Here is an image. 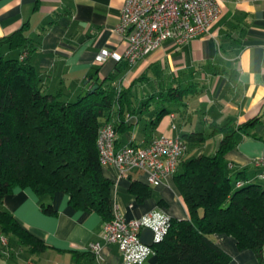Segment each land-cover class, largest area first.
Wrapping results in <instances>:
<instances>
[{
    "label": "crops",
    "instance_id": "0c3cea01",
    "mask_svg": "<svg viewBox=\"0 0 264 264\" xmlns=\"http://www.w3.org/2000/svg\"><path fill=\"white\" fill-rule=\"evenodd\" d=\"M125 0H0V55L19 59L21 48L11 51L4 38L27 24V61L50 93L59 91L72 101L115 77L104 91L117 92L118 102L110 119L119 122L120 96L124 126L116 146H147L160 137L180 138L203 134L202 143L188 144L185 158L213 156L222 139L210 135L212 126L239 127L235 146L225 155L233 177L240 174L244 186L264 188L259 177L264 166V0H218L220 16L208 32L181 47L170 41L131 64L125 59L97 62L101 50L122 55L126 39L115 31ZM86 82V84H85ZM186 91L180 99L179 91ZM111 182L113 210L126 221L153 210L171 219L186 220L187 208L175 186L174 174L157 187L145 176L131 172L120 176L114 168H102ZM132 184L137 185L131 190ZM42 205L55 213L46 215ZM0 209L44 245L40 251L6 236L0 244V264H124L116 245H103L105 221L95 212L73 209L68 196L56 192L37 196L31 189L15 188ZM230 260L228 264H262L250 250H239L233 237L213 236ZM101 243L98 254L86 247ZM264 259V252H262ZM145 264H158L150 255Z\"/></svg>",
    "mask_w": 264,
    "mask_h": 264
},
{
    "label": "trees",
    "instance_id": "16d2710c",
    "mask_svg": "<svg viewBox=\"0 0 264 264\" xmlns=\"http://www.w3.org/2000/svg\"><path fill=\"white\" fill-rule=\"evenodd\" d=\"M27 29L25 23L1 41L11 51L24 48L26 53L19 59L0 55V204L15 188H29L37 196L61 192L73 209L95 212L109 222L113 217L111 182L102 174L96 140L106 121L113 122L116 134L127 129L122 118L123 94L116 124L110 115L119 98L103 89L115 77L72 101L63 100L59 91L48 92L27 61L31 49ZM185 93L179 91L178 97L182 99ZM252 122L239 127L212 126L211 136L222 135L215 154L180 161L174 183L187 208V219H171L165 239L153 246L158 264H228L230 258L216 246L215 234L233 237L239 250L252 251L264 264V188L244 186L240 174L233 177L225 160L235 146L236 132ZM180 139L186 145L205 141L200 133ZM41 209L46 215L55 213L51 205ZM8 235L35 251L44 248L0 209V237Z\"/></svg>",
    "mask_w": 264,
    "mask_h": 264
},
{
    "label": "built area",
    "instance_id": "2783aa9c",
    "mask_svg": "<svg viewBox=\"0 0 264 264\" xmlns=\"http://www.w3.org/2000/svg\"><path fill=\"white\" fill-rule=\"evenodd\" d=\"M220 13L218 0H125L115 31L126 39L127 48L122 55L101 50L96 61L125 59L133 64L158 50L166 41L181 47L207 33ZM118 95L117 89L116 97ZM116 140L113 122H104L96 140L101 167L114 168L120 176L142 173L146 183L153 187L160 186L166 177L175 174L187 154V145L180 138L160 137L144 147H117ZM254 165L262 167L264 160H257ZM259 177L264 179V172ZM170 221L162 210H153L129 221L113 210L112 219L104 223L101 243L116 245L124 264H145L150 255H155L153 246L165 239ZM145 229L153 232L152 246L140 241V234ZM101 243H91L86 250L98 254ZM0 244L7 247L4 237H0Z\"/></svg>",
    "mask_w": 264,
    "mask_h": 264
},
{
    "label": "water",
    "instance_id": "95a60500",
    "mask_svg": "<svg viewBox=\"0 0 264 264\" xmlns=\"http://www.w3.org/2000/svg\"><path fill=\"white\" fill-rule=\"evenodd\" d=\"M86 84V82H85ZM97 89V86H94L92 88V92ZM140 241L147 246H152L153 245V232L149 229H145L141 232L140 234Z\"/></svg>",
    "mask_w": 264,
    "mask_h": 264
},
{
    "label": "clouds",
    "instance_id": "9594fccd",
    "mask_svg": "<svg viewBox=\"0 0 264 264\" xmlns=\"http://www.w3.org/2000/svg\"><path fill=\"white\" fill-rule=\"evenodd\" d=\"M157 239H159V237H157Z\"/></svg>",
    "mask_w": 264,
    "mask_h": 264
}]
</instances>
